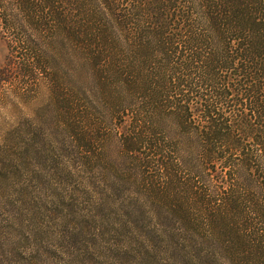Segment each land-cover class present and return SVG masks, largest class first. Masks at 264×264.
<instances>
[{"label": "trees", "instance_id": "16d2710c", "mask_svg": "<svg viewBox=\"0 0 264 264\" xmlns=\"http://www.w3.org/2000/svg\"><path fill=\"white\" fill-rule=\"evenodd\" d=\"M0 38L170 261L264 264V0H0Z\"/></svg>", "mask_w": 264, "mask_h": 264}, {"label": "rangeland", "instance_id": "374dc122", "mask_svg": "<svg viewBox=\"0 0 264 264\" xmlns=\"http://www.w3.org/2000/svg\"><path fill=\"white\" fill-rule=\"evenodd\" d=\"M0 264H174L161 234L50 128L45 89L1 73Z\"/></svg>", "mask_w": 264, "mask_h": 264}]
</instances>
